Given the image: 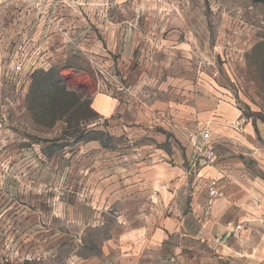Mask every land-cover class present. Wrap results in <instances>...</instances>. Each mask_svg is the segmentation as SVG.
Here are the masks:
<instances>
[{
  "label": "rangeland",
  "instance_id": "rangeland-1",
  "mask_svg": "<svg viewBox=\"0 0 264 264\" xmlns=\"http://www.w3.org/2000/svg\"><path fill=\"white\" fill-rule=\"evenodd\" d=\"M56 1L60 36L46 47L48 67L37 70L56 68L81 100L66 96L60 108L42 110L41 124H30L12 119L2 94L7 83H0V264H112L116 223H69V209L74 189L85 184L86 156L102 146L128 152L131 141L150 146L156 139L183 149L180 139L190 141L181 128L192 131L194 116L180 109L148 115L150 93L180 97L181 82L190 92L199 82L209 98L217 84L264 120V0ZM106 86L123 98L122 118L132 128L121 138L87 109Z\"/></svg>",
  "mask_w": 264,
  "mask_h": 264
},
{
  "label": "crops",
  "instance_id": "crops-1",
  "mask_svg": "<svg viewBox=\"0 0 264 264\" xmlns=\"http://www.w3.org/2000/svg\"><path fill=\"white\" fill-rule=\"evenodd\" d=\"M59 4L0 0V83H7L2 94L12 119L20 115L33 124L26 109L31 75L49 65L44 53L60 36ZM19 57L22 77L5 79ZM103 88L98 98L92 97V107L110 122V135L121 138L132 130L122 118L123 98ZM178 88L180 97L169 90L160 93L162 98L150 93L147 113L171 117L180 109L194 116L192 131L181 128L190 134L191 145L180 139L183 150L168 141L155 139L150 146L131 141L128 152L102 146L99 155L86 156L85 184L74 189L69 223H116L112 264H264V120L255 119L247 103L237 105L238 97L217 84L209 98L201 96L199 82L191 92L188 82ZM136 98L139 104L140 95ZM204 131L210 139L202 150ZM205 148L215 151L213 160ZM211 180H217L222 196L210 197Z\"/></svg>",
  "mask_w": 264,
  "mask_h": 264
},
{
  "label": "trees",
  "instance_id": "trees-1",
  "mask_svg": "<svg viewBox=\"0 0 264 264\" xmlns=\"http://www.w3.org/2000/svg\"><path fill=\"white\" fill-rule=\"evenodd\" d=\"M31 81V87L26 99V109L30 112L36 124H41L37 118L39 114L43 115L42 110L47 105L58 109L63 104V98L66 96H72L77 102L81 100L76 93L68 90L56 68L46 71L35 70L31 75ZM45 99L51 100L50 103L45 102ZM87 109L89 113H94L92 111V102L87 103ZM56 117L54 116V119Z\"/></svg>",
  "mask_w": 264,
  "mask_h": 264
},
{
  "label": "built area",
  "instance_id": "built-area-1",
  "mask_svg": "<svg viewBox=\"0 0 264 264\" xmlns=\"http://www.w3.org/2000/svg\"><path fill=\"white\" fill-rule=\"evenodd\" d=\"M23 73H24V64L22 61H19L14 66L13 71L11 72L7 71L6 73H4L6 75L4 78L5 79L9 78L10 80L17 81L19 78L22 77ZM0 127H3V123L0 124ZM202 138H203L204 143H207L210 139V132L208 131L204 132L202 135ZM204 152L208 160H213L216 157V153L212 148L211 149L205 148ZM208 192L211 198H218L223 195L222 192L219 190L217 180L210 181L208 185ZM236 228L242 229V226H237ZM219 241L220 239L217 238V242Z\"/></svg>",
  "mask_w": 264,
  "mask_h": 264
}]
</instances>
